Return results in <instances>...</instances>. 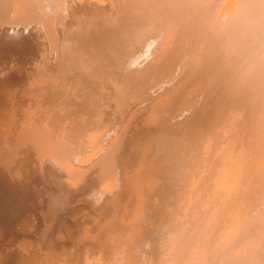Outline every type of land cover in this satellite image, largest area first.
Wrapping results in <instances>:
<instances>
[{
    "label": "bare ground",
    "instance_id": "6f19581e",
    "mask_svg": "<svg viewBox=\"0 0 264 264\" xmlns=\"http://www.w3.org/2000/svg\"><path fill=\"white\" fill-rule=\"evenodd\" d=\"M206 0H0V264H264V92Z\"/></svg>",
    "mask_w": 264,
    "mask_h": 264
},
{
    "label": "clouds",
    "instance_id": "9594fccd",
    "mask_svg": "<svg viewBox=\"0 0 264 264\" xmlns=\"http://www.w3.org/2000/svg\"><path fill=\"white\" fill-rule=\"evenodd\" d=\"M206 28L216 60L236 84L264 92V0H206Z\"/></svg>",
    "mask_w": 264,
    "mask_h": 264
}]
</instances>
